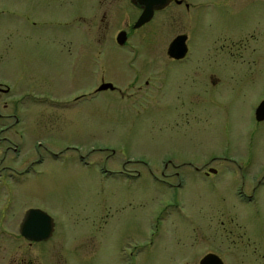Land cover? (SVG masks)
Instances as JSON below:
<instances>
[{
    "label": "rangeland",
    "instance_id": "rangeland-1",
    "mask_svg": "<svg viewBox=\"0 0 264 264\" xmlns=\"http://www.w3.org/2000/svg\"><path fill=\"white\" fill-rule=\"evenodd\" d=\"M186 1L131 28L139 8L130 0H0V77L15 86L1 100L27 90L23 101L50 109V94L30 90L29 76L56 78L59 113L52 130L32 126L29 141L17 139L24 152L13 159L0 146V172L40 158L25 145H72L58 158L42 155L33 164L40 173L24 181L54 216L45 245L59 246L67 264H197L206 250L223 264H264V120L254 117L264 100V38L254 61H246L251 45L237 65L204 53L216 32L263 20L264 0ZM121 29L124 46L115 41ZM178 34L190 37V62L166 52ZM193 67L221 76L217 87H197L203 109L192 107L199 73L191 80L185 71ZM101 81L117 90H97ZM211 218L222 232L211 231ZM11 241L25 244L1 239Z\"/></svg>",
    "mask_w": 264,
    "mask_h": 264
},
{
    "label": "flooded vegetation",
    "instance_id": "flooded-vegetation-1",
    "mask_svg": "<svg viewBox=\"0 0 264 264\" xmlns=\"http://www.w3.org/2000/svg\"><path fill=\"white\" fill-rule=\"evenodd\" d=\"M131 1V0H130ZM176 3H183L186 8L190 7V3L186 0H171ZM170 1V2H171ZM244 0H217L216 7H223V5H227L228 3L241 2ZM132 2V1H131ZM201 2H208L207 0H202ZM210 2V1H209ZM133 3V2H132ZM134 4V3H133ZM139 14L142 11V6L138 4ZM155 12V10H154ZM154 14V13H153ZM104 15V14H103ZM132 23L130 26L133 27ZM124 30V29H121ZM119 30V31H121ZM118 31V32H119ZM126 31V30H125ZM117 32V33H118ZM126 35L128 38V30L126 31ZM185 35V54L182 58H173L168 54V46L166 48V52L171 59H175L178 61L190 62L193 56V48L191 47L190 37ZM126 38V40H127ZM264 38V19L257 22V25H252L248 28H240L237 31L228 32L226 30H220L218 33L216 32L215 36L210 40V43L205 45L204 53L205 56L209 57L212 62H216L217 65L221 62L223 67V58L229 59L230 62L234 65H237V59L244 55V51L248 49V46L251 45V50L249 55L246 58L247 62L251 60L254 61V57L259 56V52L256 51L255 45H257ZM123 44H117L119 46H124L127 41ZM116 41V39H115ZM63 45L61 39L57 33H55L54 39H50L49 46L56 49V47ZM169 45V44H168ZM249 57V58H248ZM242 60V59H241ZM227 61V60H226ZM245 62L244 60H242ZM31 73V72H30ZM185 73H191L190 78L194 80V74L199 73V79L194 82L193 92H191V100L194 101L192 107L199 108L196 103H199L200 108L203 109L200 102V95L197 87H202L204 89L214 88L221 82V76L214 70H202L197 67H193L189 70H186ZM228 73H237V70H229ZM30 84L28 88L36 93H45L48 92L50 94V109L42 107L40 105L35 104L34 102H27L28 100H22L24 96H28L24 93L17 96L16 99L12 101L1 100L3 97L8 95L12 98L15 95V86L8 80L5 81L3 77H0V146L2 148V153L9 154V159L14 158L15 156L20 155V153L24 152L21 149L20 140L25 136L29 141L33 136L30 134L31 130H34L32 126H41L42 131L52 130L53 126L57 123L59 119V113L56 107V100L54 94L58 92L56 85V78L53 82L45 83L46 78L40 77L39 80L34 78V75H30ZM244 78L248 79L249 74L243 75ZM105 81H101L103 83ZM147 83V81H144ZM100 83V84H101ZM99 84V85H100ZM99 87V86H98ZM97 87V90H98ZM112 90H117L116 87L108 88ZM95 89L93 88L92 93H88V97L91 95H95ZM77 97V96H76ZM78 99V97H77ZM46 100V97H44ZM213 102V101H211ZM264 102L261 100L255 107L254 117L256 119V108L260 103ZM191 103V101H190ZM257 120V119H256ZM257 120V121H263ZM25 127L24 134L21 133V129H17L16 127ZM17 140V142L15 141ZM61 141L57 138H52V142L50 145H43L41 141H37L36 143L30 145H25L24 147L28 148V152L34 153V155L39 154L40 158L31 160V164L25 166H17L5 164L2 166L3 171L0 172V175L3 177V181L0 182V202L3 204L0 210V264H41L43 258L46 254L49 255L50 264H67V260L62 254L59 246H47L45 242L51 237L54 229V216L49 213L46 209L41 206L40 202H35V197L39 199V194L36 196L35 193H32L29 188L25 187V179L30 174H39L40 172H36L33 170V164L42 162V155L48 154L51 157L58 158L61 153L67 151L71 146L66 145L64 148L56 149L55 147L59 146ZM53 145L54 149H53ZM11 162V161H10ZM210 169L208 168V172ZM14 174L21 175L20 180L14 179ZM14 209H17L14 212ZM36 209V214L40 222L43 224L45 221V216L41 213L45 212L52 219V231L48 238L46 239H33L30 238V235H34L35 233H28L29 236L24 234L21 229V224L26 216V214L31 210ZM212 220V218H211ZM45 225V224H44ZM211 231L214 233L222 232V227L218 219L215 221L212 220V224L210 226ZM202 232V230H201ZM201 234V233H200ZM21 238L25 242L23 245H14L13 241L10 243L7 242L6 245H2L1 239L4 238ZM198 239V236L193 238L195 242ZM216 252L211 250L204 251L200 257L197 259V264H200V259L207 253ZM181 264H187L186 260L182 261Z\"/></svg>",
    "mask_w": 264,
    "mask_h": 264
},
{
    "label": "water",
    "instance_id": "water-1",
    "mask_svg": "<svg viewBox=\"0 0 264 264\" xmlns=\"http://www.w3.org/2000/svg\"><path fill=\"white\" fill-rule=\"evenodd\" d=\"M134 4L142 6V11L137 17L136 21L133 24V27L137 28L149 21L154 13L155 9H161L167 6L171 0H131ZM180 2V0H178ZM127 38L126 31L121 30L116 35V41L118 44H123ZM185 35L178 34L176 35L168 45V54L173 58H182L185 54ZM108 88H113V84L110 82H103L99 85L98 90H104ZM264 118V102L260 103L256 108V119L261 120ZM210 171H215L210 169ZM36 209H31L25 216L21 229L24 234L27 236L29 231L35 233L30 235V238L33 239H46L50 236L52 231V219L45 212L41 213L45 216L44 224L38 219L36 214ZM200 264H223L222 259L214 253H207L200 259Z\"/></svg>",
    "mask_w": 264,
    "mask_h": 264
},
{
    "label": "bare ground",
    "instance_id": "bare-ground-1",
    "mask_svg": "<svg viewBox=\"0 0 264 264\" xmlns=\"http://www.w3.org/2000/svg\"><path fill=\"white\" fill-rule=\"evenodd\" d=\"M155 10H158V9H155Z\"/></svg>",
    "mask_w": 264,
    "mask_h": 264
}]
</instances>
